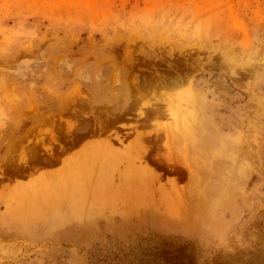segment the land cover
<instances>
[{"label":"rangeland","instance_id":"374dc122","mask_svg":"<svg viewBox=\"0 0 264 264\" xmlns=\"http://www.w3.org/2000/svg\"><path fill=\"white\" fill-rule=\"evenodd\" d=\"M178 76L173 91L154 85ZM123 81L150 103L124 107ZM193 97L207 102L199 112L219 140L205 148L195 138L177 142L194 124ZM174 105L182 106L175 117ZM137 108V116L151 111L148 124L115 126L141 122L124 118ZM137 133L143 144L131 141ZM167 134L176 137L169 148ZM104 138L110 145L97 151L131 153L149 172L134 181H153L123 190L114 174L108 194L98 188L119 191L110 208L118 212L101 219L88 258L0 264H264V0H0V219L24 212L13 211L15 189L35 197L55 179L45 172L66 179L67 157ZM78 186L63 199L98 195ZM143 193L132 207L143 215L124 218L121 201Z\"/></svg>","mask_w":264,"mask_h":264},{"label":"crops","instance_id":"0c3cea01","mask_svg":"<svg viewBox=\"0 0 264 264\" xmlns=\"http://www.w3.org/2000/svg\"><path fill=\"white\" fill-rule=\"evenodd\" d=\"M98 144L99 142L94 140L88 141L85 146L79 149L81 152H75L73 155L67 157V161L63 165L66 164L68 165L67 167H70L69 165L73 164L71 165L73 170L70 172L66 171L68 178L71 175L90 181L91 178L95 179L96 176L99 178L106 175L110 177L109 179H112L116 174L121 176L127 172L130 166L135 169L133 174L136 176L147 175L148 171L142 165H135L133 163L134 160L129 159L130 156H122L128 158V162L125 165H120L118 162L120 161L119 158H110L109 161H105L107 157L102 156V152L97 151ZM85 149H88L89 153L81 155L80 153L84 152ZM43 162L49 163L50 161L45 159ZM110 165L111 169H107ZM75 166L81 167L75 168ZM58 172L60 171L45 172L44 177L47 180L48 178L52 179L53 175L56 176ZM70 179L67 181L66 188L79 190L78 185L81 182L76 183ZM73 183L77 184L76 187H72ZM140 187L143 188V185ZM42 189L50 194L52 192V186H44ZM99 190H97L98 195L92 197V199L86 200L84 198L82 210L72 209L68 205H64L67 208L65 212L60 209L59 213L55 216L49 212L44 204L17 203L14 205L13 211L23 210L24 212L17 214V216L20 215L19 219H0V227L3 228V234H0V253H2L0 257L31 258L36 260H79L88 258V251L94 248L96 241H100L101 219L114 217L118 212L115 208L113 210L110 208H113L114 202H116L119 196L117 194H109L107 197H113V195L114 197L104 204L103 199L106 200V198L102 196L103 193ZM144 194H140L141 196L135 200L128 199L121 201L128 203L127 205H123L126 209L120 210L124 218L132 219V217L143 215L141 207H132L144 202L146 198ZM88 203H91L94 209L86 211ZM104 206L105 208H101ZM67 215L69 216L67 217ZM113 225L104 223V226L108 227ZM71 263L74 264L75 262L71 261Z\"/></svg>","mask_w":264,"mask_h":264},{"label":"bare ground","instance_id":"6f19581e","mask_svg":"<svg viewBox=\"0 0 264 264\" xmlns=\"http://www.w3.org/2000/svg\"><path fill=\"white\" fill-rule=\"evenodd\" d=\"M151 82L148 81L147 85H151L150 87L154 88V86L151 84ZM163 82H164V84L165 83L169 84V85H167V86H169L168 87L169 88L168 90H171L172 89V91H173V90L176 89V87H178L180 84L183 83V79H182V77H179L178 76L175 79H171L169 82L168 81H160V80H158V81L154 82V85H157L158 84L157 86H159ZM145 84H146V82H144V85ZM136 87H139V85H137ZM122 89L123 90H122V94H121L122 95V98L121 99L124 100V105H123L124 107H127V106L129 107V106H131V104L134 105V104L138 103V101H140L141 99L144 100L143 97H146V95L143 96V95H140L139 93H138L139 95H137L135 97L134 96L131 97V95H132L133 92H132L131 88H129L127 81H123ZM160 91L161 90H159V93H157L158 94L157 96L163 102H166L167 100H170L171 99V98H169L170 96L168 94V91H164V90H162L161 92ZM151 94L152 95H155L154 92H152ZM113 97H114V99H117V96H113ZM189 99H191V96L189 97ZM192 101L196 105L195 106L196 112H195V116H194L195 118H194V122H193L194 124H193L192 127L186 126L183 129L184 135L183 134H181L180 136L177 135V142L180 141V139H183V141L187 142L188 140H186V139L195 138L197 140L196 141V144H200V145H202L205 148V147H207V145L212 144L216 140H218V137H217L216 134L214 135L213 133L208 135V133L206 132V130L208 129L209 120L205 116H202L200 114V112H199L200 109H204L205 108L207 102L204 99L199 101L195 97L192 98ZM142 102H143L142 104H144V105H147V104L150 103L149 99H147L146 101L144 100ZM167 104L169 105V103H167ZM171 104H172V101H171ZM174 108H175V110L173 112H175V113H171V114L172 115L174 114V117H175V115L177 116L178 114L181 113L178 110L181 109L182 106L174 105ZM198 108H199V110H198ZM176 109H178V110H176ZM117 137H119V136L117 135ZM143 140H144L143 134L137 133V135H135V137L131 141L134 144L136 143V144H139L140 145V144H143ZM175 141H176L175 135H172L171 136V135H168L167 134V137H166V140H165V145L168 146V148H169L171 145H173L175 143ZM108 143H109V141L106 138H104L98 145H101V146H105L106 147V145L107 146L110 145V144L108 145ZM124 152H125V155L126 156H131V153L128 154V152L125 151V150H124ZM102 156H106L107 157L106 158L107 160L108 159L110 160V158H120V157H122V155H119L117 153H114V150L113 151L111 150V152L110 151L109 152H102ZM70 165H72V164H70ZM66 166H68V165H66ZM110 167H111V165L108 166L107 169H111ZM134 172H135V169L132 168V166H130L128 168L127 172H125L124 174H122L120 176V180L118 181V187L121 188V189H123V190H126V188L131 187L133 185H136V186L148 185V184H150L153 181V177L154 176L153 177L152 176H147L143 181H141V182H139V181L135 182L134 179L136 177H135V174H133ZM60 173H61V171H60ZM54 177H55V179L53 180V184L51 185V186H53L52 187L53 191L51 192V194L49 192H48L49 193L48 194L47 192L42 191L43 189L40 190V191H38V189L37 190L34 189L35 190V191H33L34 193L37 192V191L38 192H37V194H36L35 197H33V198L31 197L30 198V197H28V195L30 193L29 191H27V190H19L17 188L18 190L15 189L13 191V196H11V198L15 201V204H17V203L44 204L48 208L49 212H51L52 214H54V216L59 213V210L64 205H68V207H71L72 209H78V210L81 209L82 210L83 209V204H84L83 203L84 202L83 201L84 200V197L79 198V199H74V198H72V199H63V192L67 189L66 188L67 187V181H69V178H71L70 179L71 181L76 182V183H80V178H78V176H74L73 177V176L70 175L69 178L67 177L65 179V178H62V175L61 174L59 176H57V175L54 176L53 175V178ZM109 178L110 177L109 176L107 177L106 175L103 176V177L101 176L99 178L96 176L95 179H92L91 178L90 181L87 180V179H83V182H81V183H84L85 185H88L91 190H97L98 188H101L103 190V192L105 191V193H107L108 192L107 189L110 186L113 185L112 180L109 179ZM44 179H46V178L44 177ZM76 185H75V183H73L72 187H76ZM49 186L50 185H48V187ZM172 188H174V187H172ZM72 190H75V189H72ZM160 191H161L162 195H168L170 193V191H168L165 188V186L164 187H160ZM118 192L116 194L117 195H120ZM104 197L106 199L109 198L107 196H104ZM113 197H114V195H113ZM103 200H104V204H105V203H108L107 201L109 199H107V201L105 199H103ZM101 208H105V206L104 207H101ZM68 216L69 215H67V217Z\"/></svg>","mask_w":264,"mask_h":264},{"label":"flooded vegetation","instance_id":"af4514ba","mask_svg":"<svg viewBox=\"0 0 264 264\" xmlns=\"http://www.w3.org/2000/svg\"><path fill=\"white\" fill-rule=\"evenodd\" d=\"M140 79H141V77H140ZM125 111H128V112L130 111L131 112L130 114L124 115V118L125 119H136V120L137 119H142V121L141 122H138L137 124L135 122H129V121L125 122V121H123V122H120V123L116 124L115 126H119L120 128H123V127H131L132 125H134V126H132V129L134 131H137L136 128L139 127V125L140 126H143V125L148 124V118H147L148 116L147 115H149V113L151 112L148 108H142L140 110V111H142V116H137L139 114V109L138 108L135 109L134 111H132V109L125 110ZM125 111L119 112L120 115L122 116V114L125 113ZM132 114L133 115H136V116H132ZM123 125H125V126H123ZM131 132H132L131 130H124L123 131V133L126 134V135L129 134V133H131ZM119 136L122 137V138H124V139H126V136L125 135H123V136L122 135H119ZM58 151H60V150H58ZM40 154H43V152H40ZM51 155H52V152H46V156L44 157V159H48L50 161L51 160Z\"/></svg>","mask_w":264,"mask_h":264}]
</instances>
